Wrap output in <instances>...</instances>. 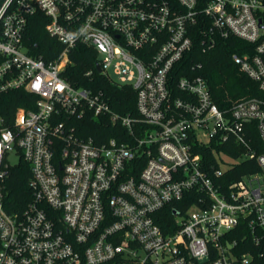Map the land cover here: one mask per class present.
I'll list each match as a JSON object with an SVG mask.
<instances>
[{
  "label": "built area",
  "instance_id": "2783aa9c",
  "mask_svg": "<svg viewBox=\"0 0 264 264\" xmlns=\"http://www.w3.org/2000/svg\"><path fill=\"white\" fill-rule=\"evenodd\" d=\"M201 14L209 47L254 45L232 57L263 95L221 108L202 74L175 78ZM38 15L62 45L50 61L25 40ZM78 44L136 91V115L63 76ZM15 89L37 99L12 124L0 114V264H264V0H0V93ZM88 116L114 135H83ZM21 158L33 198L11 210ZM244 161L258 169L232 177ZM188 194L166 233L155 214Z\"/></svg>",
  "mask_w": 264,
  "mask_h": 264
},
{
  "label": "trees",
  "instance_id": "16d2710c",
  "mask_svg": "<svg viewBox=\"0 0 264 264\" xmlns=\"http://www.w3.org/2000/svg\"><path fill=\"white\" fill-rule=\"evenodd\" d=\"M47 20L41 16H35L30 20L25 40L29 45L30 53L43 57L46 61L53 60L62 50V45L56 38L51 37L46 31ZM210 25L204 16H199L198 23L191 32L193 45L185 54L179 65L176 66L175 78L183 75L202 74L207 78L215 101L221 108L231 106L239 99L261 96L257 81L243 72L234 61V53L252 51L254 45L236 36L223 38L216 37V44L209 47L204 44V29ZM70 64L63 72V76L72 84L87 87L93 91H102L108 98L112 108L122 114H137L136 91L128 85H119L109 77L97 70L99 63L98 51L94 46L78 44L70 51ZM201 64L202 68H197ZM91 71L90 74L88 72ZM37 96L24 89H15L0 93V114L5 117L7 123L12 124L19 107L35 109ZM100 119L86 117L83 135H92L97 142L103 137L114 135L110 128L103 127ZM202 151L204 157L212 155L210 149H196ZM228 153L238 155L235 150L224 147ZM264 151V147L261 149ZM256 164L244 161L232 170V177L238 178L244 173L257 170ZM31 166L23 158L13 165L6 185V205L11 210L23 209L33 198L29 185ZM189 194L181 201L167 205L155 214L156 222L168 233L176 228L175 209L184 211L192 202ZM111 264V263H105Z\"/></svg>",
  "mask_w": 264,
  "mask_h": 264
},
{
  "label": "rangeland",
  "instance_id": "374dc122",
  "mask_svg": "<svg viewBox=\"0 0 264 264\" xmlns=\"http://www.w3.org/2000/svg\"><path fill=\"white\" fill-rule=\"evenodd\" d=\"M10 160H11L12 163H16L19 160V154L16 153V152L12 153L11 156H10ZM128 264H134V263L131 262V263H128Z\"/></svg>",
  "mask_w": 264,
  "mask_h": 264
},
{
  "label": "water",
  "instance_id": "95a60500",
  "mask_svg": "<svg viewBox=\"0 0 264 264\" xmlns=\"http://www.w3.org/2000/svg\"><path fill=\"white\" fill-rule=\"evenodd\" d=\"M97 70L101 72V66L99 64L97 65Z\"/></svg>",
  "mask_w": 264,
  "mask_h": 264
}]
</instances>
